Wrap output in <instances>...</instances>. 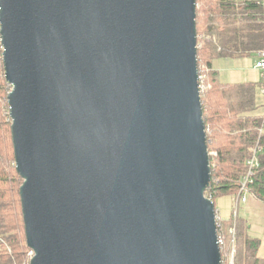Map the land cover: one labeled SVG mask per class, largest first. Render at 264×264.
<instances>
[{
  "label": "water",
  "instance_id": "95a60500",
  "mask_svg": "<svg viewBox=\"0 0 264 264\" xmlns=\"http://www.w3.org/2000/svg\"><path fill=\"white\" fill-rule=\"evenodd\" d=\"M196 0H0L29 264H221Z\"/></svg>",
  "mask_w": 264,
  "mask_h": 264
},
{
  "label": "trees",
  "instance_id": "16d2710c",
  "mask_svg": "<svg viewBox=\"0 0 264 264\" xmlns=\"http://www.w3.org/2000/svg\"><path fill=\"white\" fill-rule=\"evenodd\" d=\"M195 22L198 75L203 80L201 105L205 128L209 130L206 137L211 180L205 194L213 202L220 196H236L247 170L246 161L259 141L258 164L248 181L247 192L264 201V132L260 135L258 132L262 100L256 101L261 82H222L212 65L214 59L221 57L256 55L263 47L262 2L196 0ZM10 87L4 76L0 43V149L10 151L11 155L9 163L0 164V264H19L28 251L19 197L22 178L15 168L12 138L6 127L10 123L7 105ZM239 221L245 224L244 220ZM236 222L232 215L225 220L216 215L217 234L226 239L221 264L228 263L226 255L233 226L236 233L233 264H264V256L258 252L260 239L250 237L246 227L243 232L241 227L238 235Z\"/></svg>",
  "mask_w": 264,
  "mask_h": 264
},
{
  "label": "rangeland",
  "instance_id": "374dc122",
  "mask_svg": "<svg viewBox=\"0 0 264 264\" xmlns=\"http://www.w3.org/2000/svg\"><path fill=\"white\" fill-rule=\"evenodd\" d=\"M253 56H243L239 57L237 60V63L235 65V71L237 74H240L242 77L247 74L248 70V61H253ZM254 64V63H253ZM216 65L219 68H222V66L219 63V59L214 60V67L216 68ZM217 69V68H216ZM218 70V69H217ZM222 79L224 78L225 70H220ZM220 77V80H222ZM262 100V95L260 92V88L257 89L256 94V101L259 103ZM8 105V103H7ZM9 114V113H8ZM10 123L6 125L7 129H9V134L11 135V119L9 117ZM6 122H8L6 120ZM11 155L10 151L0 149V164H7L10 162ZM9 160V161H8ZM246 200L247 202H242L239 199L236 200V196L234 195H225L215 198L214 206L215 209L218 210V216L219 219H225L229 218V216H233L234 218H237L236 222V230L237 234H241V227L242 232L246 227V230L249 234V236H256L260 238V246L258 249V252L260 254H264V204L262 205H255L253 199L251 196L246 193ZM217 215V212H216ZM240 220H244L245 224ZM233 222V221H232ZM244 224H242V223ZM232 233L235 236V226L231 229ZM239 238V236H237ZM240 239V238H239ZM239 249V246H238Z\"/></svg>",
  "mask_w": 264,
  "mask_h": 264
},
{
  "label": "built area",
  "instance_id": "2783aa9c",
  "mask_svg": "<svg viewBox=\"0 0 264 264\" xmlns=\"http://www.w3.org/2000/svg\"><path fill=\"white\" fill-rule=\"evenodd\" d=\"M262 2V8H263V16H264V0H261ZM254 67L258 69L261 72L260 76V92L262 95V118H261V124L258 129L259 135L264 132V43L263 47L256 52V59L254 63ZM198 82H199V90L203 89V80L202 76L198 75ZM208 128H206V132H208ZM260 149L259 141L256 142L255 146L253 147L251 156L247 159L246 164H247V170L244 176L242 177V180L240 182L239 186V191L238 194L236 195V200L239 199L240 201L244 202L246 200V193L247 192V184L248 181H250L251 176L254 172V168L257 166V152ZM232 233V232H231ZM217 243L220 248V252H224L226 248V239L223 234H217ZM229 249H228V254L226 257L228 258V263L227 264H233V256L235 253V237L234 234H231V239L229 243ZM34 252L32 249L28 247V251L26 253V257L24 260L19 263V264H29L30 259L32 258ZM221 262H222V257H221ZM16 264V263H15Z\"/></svg>",
  "mask_w": 264,
  "mask_h": 264
},
{
  "label": "crops",
  "instance_id": "0c3cea01",
  "mask_svg": "<svg viewBox=\"0 0 264 264\" xmlns=\"http://www.w3.org/2000/svg\"><path fill=\"white\" fill-rule=\"evenodd\" d=\"M251 56H253L254 59H253V61H251V60L248 61V66L249 67H248V70H247V74L244 75V76H247L248 75V78L247 77H242L240 74H237L236 73V71H235V65L237 63V60L236 59H238V58H234V57H221V58H217V59H219V63L222 66V68H219L216 65V68L218 70L214 67V60H217V59H214L213 60L212 65H213V68H215L218 71L219 79L221 77L220 70H225L224 78L222 79V77H221V79H222L221 81L222 82H230V83L231 82H240V81H253V82H258V81H260L261 72L258 69H256L254 67V64H253V63H255L256 55H251ZM249 195L253 199L255 205H262V204H264V201L260 200L259 198H257L252 193H249ZM244 202H247V200H245ZM216 212L218 214V210H216ZM225 219H228V218H225ZM252 237H256V236H252ZM256 238H259V237H256ZM261 255L264 256V254H261Z\"/></svg>",
  "mask_w": 264,
  "mask_h": 264
}]
</instances>
